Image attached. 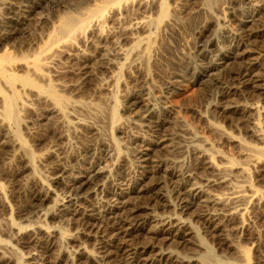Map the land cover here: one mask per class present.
<instances>
[{"label":"bare ground","instance_id":"bare-ground-1","mask_svg":"<svg viewBox=\"0 0 264 264\" xmlns=\"http://www.w3.org/2000/svg\"><path fill=\"white\" fill-rule=\"evenodd\" d=\"M11 1L12 0H9L8 2L0 4L2 6L4 5L3 7L0 6V8L2 7L0 9V172L1 174H3V178H6L9 183L13 184V182H15V184L13 185V189L17 190L13 193L11 192V197L14 200L16 198H19L21 206L19 207L18 211H15L12 206L8 205V203L6 202L7 199L4 200V195H7V193L5 192L7 186H5L2 181H0V222L4 223L2 229L3 231L0 232L5 234L8 230L15 235L16 241L19 244H17V246H20V248L22 247L23 249L25 248L26 250H37L38 255L43 253V255L46 254V256L44 255L45 257L43 258L41 263H39L40 261L35 262L36 258H39V256L34 254L33 252V254L30 253L27 256V260H25L26 262H24L23 257L18 254V252L22 250L23 255H25L23 249L18 252L15 251L17 253L11 254V252V255H7L9 254L8 252H10L9 250L12 248H10L6 253V250L8 249L7 246V249L5 250L6 240L0 236V264H251V260H254V264H264V258L261 255L262 250L264 249V243L261 245L256 244L257 247L255 248L256 250L254 257L250 253L251 249H249V245L247 247V245L243 244L244 242L247 243L248 241L253 242L254 240H258L256 238V235L253 234V230H250L251 221H249V218H251V214H256L255 218H259V220H261L262 218H264V211L259 213L256 210L259 207L256 202H252L251 206H248V204L251 203L253 199L254 201H256L257 198L262 197L264 195V191H260L259 189L250 187L249 191L252 192V194L248 195L244 189H236L242 185H233V182L230 179L232 173L238 172V174L240 173L241 176H248V169L246 170V167L244 166L238 167L236 164L238 162H234L232 159H227L224 161V158H222L223 161H219V159L215 158L214 154H209L207 152V146H205L206 149H198L194 145H191V147L194 146L193 150H190V152L193 151L192 157L195 158L196 161V172L197 174H201L203 176V178L199 177L201 178V182L198 181L199 183L196 182V184L194 183V181H192V177L194 175L191 176V173H181L179 169L182 168H174L170 164L168 159L164 158L161 153L163 149L156 142L157 145L147 144L145 146L146 149L144 153L140 151L141 153L139 154V157L141 164H144L143 166L147 165V169L144 167L146 171H143L144 173L142 174V177L137 181H133L132 183L124 182V185L113 183L116 182L117 174L119 175L122 173L121 177L122 175H126L128 177L129 175H131L130 173H132L135 169V167L133 169V166L131 164L132 162L126 161L128 159L127 157V159L125 158V160H122L121 163L116 162L115 164L114 162L115 165L110 170H108L109 172L112 171L111 174H113V176H111L113 177V179L103 173L96 172L95 170L90 171L87 176H81L82 178L80 179H76L75 177L76 180L74 179L75 181L72 182V186H70V188L67 187V189L64 190L67 193L66 197L64 196L65 199L67 198V200H61L59 198L60 196H56V192L54 191H56L55 188H64L63 181L68 178L67 174L71 173L69 172L70 169L68 168L67 164V162L69 161H64V159H68H63V157L58 156V154L56 153L58 156H56V162L54 161V159H51L54 163L50 168L51 179L46 181L43 178L38 177L37 174H35V171L37 170V164L35 165V168L32 167V165L35 164L34 160L36 161V154L33 153L31 149H29L30 147L28 148L26 140L22 136L23 134L21 131V125L23 126V128H25L24 124H26L22 117L24 111L25 113L29 114V107L27 108V95L31 94L32 96H42L44 98L43 104L46 105V107L50 108V111L57 110L60 114L58 115V120L55 118H48L46 122L44 121L45 123L50 121L51 125L53 126H51L50 130H47L46 133H38L39 136L36 137L37 140L44 143L45 145L48 144V142L51 143L54 139H56L57 136L61 135L59 132V129L61 127H59V123L62 122V125L65 119H67L68 121L70 111H77L81 105H79L78 100H74L73 97L69 95L67 96L62 93L73 88L75 83L68 84L63 80L64 73H66L67 71L64 70L63 66H59V62H61L59 60L66 56L71 58V62L72 60H74V62H76L77 64V68L75 65H73L75 66V69L71 70L70 68L71 71H69V73L71 74L69 75L71 79L76 78V76L80 77L81 79V77L88 72L87 69L90 65V57L103 54V42L108 32L107 25H110L111 22L117 23V19L115 20L114 17L118 18V16L123 15L124 11L127 12V9L129 7H134L135 11L141 10L142 12L151 11L157 13L155 14L157 15L155 16L156 18L153 17L154 19H152V17L150 16V19L152 20H139V22L133 25L136 27V25L138 26L140 24V33L137 31L139 35L136 33L138 36H135V38H133L132 40V37H130L131 34L128 35L130 37L129 42L131 41V45L127 53L136 51L137 49V52L134 53V60L131 57L132 54L129 55V58H131L132 60L131 62L142 60L145 65H148V69L150 71L152 65H157L156 62L158 58L161 56L163 57L164 52H168L169 55V52L173 50V43H176L179 46L182 44V40L186 38L187 42L193 44V47L192 45L190 46L193 48L194 54L189 51V49L187 50L183 48L181 51V61L183 62L180 61L181 55L179 57L180 62H176L181 71L185 73L188 71V68L185 67L184 60L189 58L191 60L194 57H199V53H197L198 51L200 52V54H208L211 52L213 53L214 51L221 48L216 45V40H218L217 38L220 37L221 33L220 35H217L216 33L218 30H215L216 33L212 35V26L215 25V28L216 25L219 26L224 15H226V17L228 16L230 19L234 17L235 12L233 11V9H235L237 2H239V4H242L247 0H234V2L231 1V5L233 3L232 6L234 8L232 6H227L224 8L220 5V9L219 7L218 9L224 10V15L221 16L222 18H220L219 15L217 16L218 12L215 13L216 15L211 14L218 4H216L215 2L216 6L212 10V3L215 0H186L185 2H183L182 0H90L91 3L93 2L92 4L90 3V5L88 4V1L84 2L87 3L86 6L84 4L85 7L82 6V4L79 5L80 7H82H79L80 10L83 9L82 11H79V13L73 10H67L61 13L59 15V18H57L58 20L56 22H53L50 28L47 29V33L44 32L45 30L42 27L40 29V31L42 32L39 33V37L37 39L38 41H21L22 44L19 45L21 49L20 52H18V49H16L17 45H15V40L22 34L20 30H24V19L22 21H17L15 20V18H9L10 11L13 9L14 4L13 1ZM260 1L262 3L259 1L257 2L261 3V5L255 7L251 11V15H247V18H250V20L246 19L248 22L246 24H251V33L249 32L247 35H245L247 39H249V42L252 40L251 49H247L248 51H246V46L244 45V43L240 42H237L230 46L228 45V47L224 49L227 54H225V56L221 57L220 59L224 66L230 67V75H228V78H225V76V80L224 78L214 79L211 82V86L209 88L207 87V91H209L208 93H210L212 88H214L219 91H216V93H220L219 99H217V102H215V104L211 107L213 118L210 121V124L208 123L209 126H212L217 135V138L220 136L222 139H225V141L227 140L230 143H236L238 147L241 148L240 150H243L242 152L246 155L247 159L250 158V160H252L254 164H257L258 170L256 173L257 175L255 177V182L264 183V66L262 68H259L258 65L254 62V60H257L259 57L264 59V53L261 54V52H264V0ZM197 3H201V6L197 5ZM67 8L68 7H66V9ZM131 10L132 11L130 12V14L133 12L132 8ZM133 17L134 16H132V19ZM146 17H144V19H146ZM137 18L141 17L138 16ZM114 27H112V29ZM15 29H18V31L16 30L15 32ZM187 36H189V39L191 36V40L187 39ZM242 37L243 36H241V38ZM118 38H120V36ZM127 38L126 40H128ZM126 43H128V41ZM112 44L113 42L111 43V45ZM83 46H86V49L80 50V47ZM188 46H186V48H188ZM25 47L27 49H25ZM257 54L260 56L257 57ZM171 56H173V54ZM114 57V55L113 58L111 57L112 60L114 59ZM129 58L127 57L125 59V62L120 64L116 62L117 65H115V67L118 69V71L113 76L114 88H118L120 82H122L120 72L124 69V67H126V60ZM171 59L173 60V57H171ZM119 60L120 62L121 60L123 61L122 58ZM142 62L139 64L142 65ZM91 63L94 62L92 61ZM107 65H109L108 69L112 67V63H108ZM148 69L145 67L146 71ZM176 69L178 68L176 67ZM219 78H221V76ZM85 80L86 81L84 83V89L89 90L95 79L94 77H88V80ZM169 81L168 84L170 83ZM109 92L110 99L108 98V100H111L112 105L109 104V106L107 104L109 108L106 107L108 109L107 111L105 109V111L110 118L112 129L116 134L120 133L123 127L122 125V127L119 125V122L121 123L122 121V116L120 117L121 111L119 112V104L122 105V103H120L119 95L116 93V91H114V89H110ZM102 94V91H99L97 94L101 99V101L98 102L99 104L103 101H107L106 97H104ZM133 94L135 95L134 92ZM207 96H209V94H207ZM98 97L97 99H99ZM123 100L125 101L126 105L128 103H138L137 97L129 94ZM89 101L92 102V100ZM249 101H253L251 105H249L251 103H249ZM81 102L82 101H80V103ZM104 102L102 103V105L104 104ZM83 103L81 104L83 105ZM151 109L156 110L158 108L156 107L155 109L153 107ZM57 111H55V113ZM45 112L41 113L44 114ZM145 113H147L146 109ZM171 113L172 112H170V114ZM166 115L154 112L151 116H154V118L156 119L155 125L153 124V126L158 130V132L161 131L160 133H162L165 136L166 141L169 142L168 140L171 138L169 137L170 135H167V133L171 130L166 127L167 117L169 116L167 115L166 117ZM55 116H57V114ZM209 116H207V120ZM140 119L141 118H139V120ZM68 122L69 123L67 124V128L70 126V123L71 125L74 124L76 126H79V128H83L82 131L86 126L84 125V123H81L80 121H73L72 119L70 120V118ZM175 123L177 124V122ZM89 125L90 124H88V126ZM173 125L174 124L172 123V126ZM228 125L231 126V129L232 126H242L243 128L245 127V133L256 134L258 143L254 142V144H252L250 143V141H245L243 139L244 135L243 138L240 136H236L233 131H228ZM76 126L75 128L73 126L71 127L76 130ZM90 126L88 127V131L93 128H90ZM173 127L176 128L175 125ZM148 128L149 130L153 129H150V127ZM61 130L62 129H60V131ZM82 133L86 134L85 131ZM110 133L112 134V132ZM94 134L92 135L93 137ZM155 134L156 132L154 133V135ZM183 134L185 135V133ZM184 135L183 137H186ZM174 136H176V134H174ZM64 137L65 136H63V138ZM95 138L96 137H94L93 139L95 140ZM160 138L162 139V137ZM179 139H182L181 136ZM179 139L178 141H180ZM197 139L199 138L197 137ZM83 141L84 144L87 142H85V139ZM181 141H183V139ZM186 141H184V143ZM190 141L199 144L197 143L199 140L196 141L195 139H193ZM102 142L103 143H100L98 146L93 143L95 147L93 144H90V142L86 143L80 151H77L79 152L77 154L78 159L79 156L82 157L88 155L93 157V160L100 159L98 154L106 150L107 146L111 143L109 142V144H107L108 142ZM140 142L143 143L142 141ZM174 142L172 144H174ZM132 143L134 144V142ZM187 145L189 146L190 142ZM53 147L48 149V154L57 150ZM119 147L117 148V153L115 154H119V156H122L120 155L122 151H120L121 148L119 149ZM15 150H17L18 152L13 155L12 151ZM60 150H62L61 147ZM187 151L189 152V150ZM59 152L61 153V151ZM10 153L12 154L11 157ZM15 159L17 160V164H19L17 165V170H14ZM136 163L139 164V162ZM124 168L126 171L124 170ZM96 169L98 170V168ZM184 170L185 168L183 169V171ZM27 171H30L32 173V176H34L32 178L34 182L32 186L23 184V179L25 176L24 174H26ZM29 174L30 173H28V175ZM238 174H236V176H238ZM107 175L109 174L107 173ZM160 175H166L167 178L169 177L170 180L173 181L177 186L175 192L176 197L173 201L175 202L176 199V206L178 207L177 209L181 213V215H177H179L180 218H178L177 215H175L177 218H173L174 216L169 217V214H167L168 217L157 218V211L153 210V206L156 207L155 204H167V202L165 203V201L167 200V198L165 197V185L162 186L159 182ZM163 176L161 177V179H163ZM194 178L193 180L196 181L197 177ZM236 179L239 181L238 177ZM245 179L247 178L245 177ZM224 185L228 190H219V188ZM90 187H93L91 188L93 189V192H91V194L89 193L91 196L83 198L81 195H85V191ZM206 188H208V190L210 191L212 189V193L205 192L204 190ZM92 193L95 196L98 194H103L104 202L102 201V203H104V210L99 213L100 215L91 213L90 209L88 212V208L93 207L94 201L96 200V198L94 200L93 197L95 196H93ZM172 197H174V195ZM150 205L152 206L150 207ZM44 207L48 208V210L44 211ZM168 207L169 205H167V209ZM170 209L172 208L170 207ZM176 210L174 212L177 213ZM40 211H43V213H39L40 217L37 218L41 219V223H39L41 224V227H38L39 225L37 227H33L34 223H32V225L27 224L28 222L24 224L25 221L22 220L24 217ZM153 211L154 214L156 213L155 215L153 214ZM183 216H190L191 221L189 220V218H187L188 221L194 223V225L199 224L201 226L199 227L202 228L201 231L204 232L203 235L208 236L210 240H212V242L216 244L217 251L219 253L221 252L220 255L216 253V251H213L214 249L212 250L208 245L203 244L202 241L205 242V240H202L201 237L196 234V228H193V224H189V222L186 223L187 220L184 221L186 217L182 220ZM67 219L70 221L69 227H71V229H66L60 226L58 230L52 229L53 224H60ZM37 221H35V223ZM226 226H231V236L226 233ZM72 230H74L75 232ZM104 234H112L113 238L110 237L111 240L109 239L110 241L106 242V240H104L105 238L102 239L103 236L105 237ZM234 235H236L237 238H240L238 239L237 243L235 241L236 239L232 237ZM203 237L204 236H202V238ZM64 242L68 243L73 249L71 251H66L64 247L61 248ZM83 243L95 244V246L92 245L94 246L93 251L88 249L90 250V252H85L84 248L86 249V247L88 246L83 248ZM11 244L9 245L11 246ZM1 247L4 248H2L4 251L1 249ZM14 247H16V245ZM27 252L30 251L27 250ZM222 252H224L225 254ZM234 252H237L239 256V258H236L237 261H231L229 259V255L232 253L234 254Z\"/></svg>","mask_w":264,"mask_h":264},{"label":"rangeland","instance_id":"rangeland-1","mask_svg":"<svg viewBox=\"0 0 264 264\" xmlns=\"http://www.w3.org/2000/svg\"><path fill=\"white\" fill-rule=\"evenodd\" d=\"M8 1L9 0H0V4H3V3L8 2ZM12 1H13L14 4H13V9L10 11L9 18L10 17H12V19L15 18V20H17V21H22L24 19V23H23L24 30H20V32L22 34L20 36H18V38L15 40V45H17L16 49H18L17 51L20 52L21 49H20L19 45L22 44L21 41L31 40V41L35 42L38 39V37H39V33L42 32V31H40V29L42 27L45 30L44 32L47 33L48 32L47 29L50 28V26L53 24V22H56L58 20L57 18H59V15L61 13H63L64 11H67V10L68 11L69 10H73V11H75V12L77 11L79 13V11L83 10V9L80 10V8H82V7H80L79 5L82 4V6H84V4H85V6H86L87 3H84L86 1H88V4L90 5L92 0L91 1L90 0H84V1H82V0H12ZM177 1H181V0H177ZM182 1L185 2L186 0H182ZM231 1L234 2V0H219V2H218V0H215L212 3V7H213L212 10L215 8L216 4L218 3L217 7L215 8V10H217V11L213 10V13H211V14L216 15L215 13L218 12L219 14L217 13V16L219 15L220 18H222L221 16L224 15V12H223L224 10L222 8H221L222 10H219L220 9V5H221V7H224V8L227 7V6H232L233 3L231 5ZM257 1L261 2L260 0H249V1L247 0L246 2H244L242 4H239V2H237V5L238 4L239 5L238 6L236 5L235 9H233V11L235 12L234 13V17H232L230 19L228 16L226 17V15H224L223 19H221L222 22L220 23L219 26L216 25V28H215V25L212 26V28H211L212 35L214 33H216L215 30H218L217 33H216L217 35H220V33H221L220 37L217 38L218 40H216V45L218 47H221V48H219L218 50L214 51L213 53L211 52V53H208V54H200V52L198 51L197 53H199V57H194L191 60H190V58L184 60V62H185L184 65H185V67L188 68V71L185 72V73L181 71V69L177 66L176 62L179 63L181 61V58H182L181 51H182L183 48H185L187 50L189 49V51H191L194 54L193 48H192L193 44H191L190 42H187L186 38L182 40V44L179 45L180 47L176 43H173V50L170 51L171 54L169 52V55H168V52H164L163 53V57L161 56L162 58L161 57H159L160 59L158 58V60L156 62L157 65H152L150 71L148 69V65H145V63L142 62V60H140V61L136 60L134 62H131L132 60H131V58H129L130 57L129 55L132 54L131 57L133 59L134 55H135L134 53L137 52V49H136V51L127 53V51L130 48V45H131V41L129 42V40H130V37H132L131 40L133 38H135V36L137 37L139 35L138 32L140 31V27H139L140 24L138 26L136 25V27L133 26V25H135V23L139 22V20L140 21H143V20L145 21V20H149L150 16L152 17V19L156 18L155 16H157V15H155L157 13H154V12H151V11H146V12L145 11L142 12L141 10H138V11L136 10L135 11L134 7H129L127 9V12H129V13L124 11L125 15L123 14L121 16H118V18L114 17L115 20L117 19L116 20L117 23L111 22L110 25L109 24L107 25L108 32H107V35H106L105 40L103 42V44H104L103 50L104 51L106 50V51L105 52L103 51V54H101V55H96L97 57L96 56L90 57V59H89L90 65L88 66L89 70L87 69L88 72L84 74L85 76L83 75L81 77V79H83V80H81L80 77H77V76H76V78H72L71 79V77L69 75V74H71V73H69V71H71L72 69H75V66L77 65L76 62H74V60H72V62H71V58H69L68 56L60 59L59 61H61V62H59L60 63L59 66H63L64 70L67 71L66 73H64L63 80L66 83H68V84H70V83L74 84L75 83L73 88L68 90L69 92L65 91V92H62V93H64L67 96L69 95V96L73 97L74 100H78L79 105H81L78 108L77 111H72V110L70 111V109H69L70 114H69V117H68V121H69V118H70V120L72 119L73 121H80L81 123H84V125H86V126H85L83 131H82L83 128H81V127L79 128V126H76L74 124L71 125V123L69 124L70 126L67 128V126H68L67 124L69 122L67 121V119H65V121H63L62 125H61L62 122L59 123L60 124L59 127L61 126L60 129L63 130V131L62 130L60 131V129L58 128L61 135L57 136L56 139H54L55 141L53 140L51 143L48 142V144H45V145H48V146H45L44 143L39 142V140H37L36 137L39 136L38 133H46L47 130H50L51 126H53V125H51L50 121L45 123L48 118H55V119L58 120V117H59L58 115H60V114L58 113L57 110L50 111L49 110L50 108L46 107V105L43 104V102H44L43 99L44 98L42 96H39V95H37V96L33 95L32 96L31 94L27 95V108L29 107L28 108L29 109V114L25 113V111H24V114H23L22 117H23L24 121L26 122V124H24L25 128H23V126L21 125V129H22L21 131H22V134H23L22 136L26 140L28 148L30 147L29 149H31V151H33V153L36 154L35 155L36 156L35 157L36 161L34 160L35 164L32 165V167L35 168V165L37 164L36 165V169L37 170L35 169L36 170L35 174H37L38 177H41V178H43L44 180L47 181V180L51 179V170H50V168L54 164L51 159H54V161H55L58 156L63 157V159L67 158L68 160L64 159V161H66V162L69 161V162H67V164H68V168L70 169L69 172H71L72 174L71 173L67 174L68 178H66L63 181L64 188L63 187L55 188L56 191H54V192H56V196H60L59 198L61 200H64L66 195H67V193L64 190L67 189V187L70 188V186H72V184H73L72 182H74L76 179L82 178L81 176H83V177L87 176V174H89V172L93 171V170H95L96 172H99V173H103L106 176H109V177H111L113 179V177H112L113 174H111L112 171L109 172L108 170H110L116 164V162L117 163H121L122 160H125V158L127 159V157H128V159L126 161L132 162L131 164L133 166V169H134V167H135V169L133 170L132 173H130L131 175H129L128 177L126 175H122V177H121L122 173L119 174L120 176L117 174L116 175V182H113V183H115V184L119 183L121 185H124L125 183H132L133 181H137L138 179H140L142 177V174L147 169V165L143 166L144 164L143 165L141 164L139 154L141 152L142 153L145 152V149H146L145 146L147 144H153V145L156 144L157 145V143H158V145L163 149L161 151L162 155L164 156V158L168 159V161L170 162V164L174 168H176V167H177V169H179V167L182 168V169H179L181 173H188V174L191 173L192 174L191 176L194 175L192 177V181H194V183H196V182L199 183L198 181L201 182V178H203V176L201 174H197V172H196L197 170L195 169V162L196 161H195V158L192 157L193 156V154H192L193 151L190 152V150H193L194 146L196 148H198V149H206L205 146H207V150H208L207 152L209 154L210 153L214 154L215 158L219 159V161H223L222 158H224V161L227 160V159L228 160L232 159L234 162L235 161L238 162V163H236L238 167L239 166L240 167L244 166V167H246V170L248 169V172H247L248 176H245V175L241 176L240 173L238 174V172H234L230 176V179L232 180L233 185L235 184L234 186H240V185L243 186V187L240 186L239 188H236V189H238V190H240V188L244 189L248 195L252 194V192L249 191L250 187L254 188V189H259L260 191H264V183L255 182V177L257 175L256 173H257V170H258L257 169V164H254V162L252 160H250V158L247 159L246 155L242 152L243 150H240L241 148L238 147V145L236 143H234V142L230 143L227 140L225 141V139H222L220 136H219L220 138L219 137L217 138V135H216L215 131L213 130L212 126L211 125H210L211 127L209 126L210 121L213 118L212 117V113H211V107L215 104V102H217V99H219L220 93L219 94L216 93L217 90L214 89V88H212L210 93H208L209 91H207L208 88L211 86V82L214 79H217V78L218 79H223L225 76H226L225 78H228V75H230V72H231L230 71V67L224 66L222 64L221 59H220L221 57L225 56V54H227L224 51V49L226 47H228V45L230 46L232 44L240 42V43H244V45L246 46V51L251 49L252 40L250 38L251 41L249 42L248 41L249 39H247V37L245 36L249 32L251 33V24L248 25L246 23H248L247 20H250V18H247V15L248 16L251 15V11L255 7L260 6L261 3H262V2L259 3ZM215 2H216V4H215ZM223 2H224V4L226 6L223 4ZM197 5L201 6V3H197ZM0 6H2V5H0ZM65 6L68 7V8L66 9ZM32 7H34V8H32ZM218 7H219V9H218ZM131 8L133 9V12L130 14V12L132 11ZM220 11H221V13H220ZM236 11H238V12H236ZM145 14H147V15H145ZM111 15H112V13H111ZM132 16H134L133 19H132ZM138 16L141 17V18H137ZM148 16H149V18H148ZM144 17H146V19H144ZM224 17H226L228 19H226ZM152 19H150V20H152ZM223 20H225V21H223ZM227 20H229V21H227ZM118 21H119V23H118ZM120 21H121V23L122 22L123 23L121 24ZM111 26L112 27L115 26L116 28L114 27L112 29ZM137 28H138V30H137ZM18 29H19V27H18ZM18 29H15V32H16V30L18 31ZM110 29H112V30H110ZM116 29H118V30H116ZM243 29H245L246 31L243 30ZM248 29H249V31H248ZM213 30H214V32H213ZM116 31H118V32H116ZM241 33H243V34H241ZM129 34H131L130 37L128 36ZM125 35H126V38L128 37L127 38L128 40H126ZM240 35L243 36V37L241 38ZM119 36H120V38H118ZM221 38H222V40H221ZM187 39H189V36H187ZM189 40H191V36H190ZM125 41L126 42L128 41V43H126ZM112 42H113L114 46H113V44L111 45ZM218 42H220V43H218ZM182 45L185 46V47H183ZM190 45H192V47ZM186 46H188V48H186ZM105 47H107V48H105ZM25 49H27V48L25 47ZM85 49H86V46L85 47L84 46L80 47V50H85ZM121 50H123V51H121ZM177 51H179V52H177ZM218 52H219V55H218ZM216 53H217V55H216ZM263 53L264 52H261V54H263ZM172 54H173V56H171ZM113 55L115 57L116 56L117 57L116 58L114 57V59L112 60ZM180 55H181V57H180ZM211 55H212V57H211ZM259 56L260 55L257 54V57H259ZM127 57L129 58V59L126 60L127 65L120 72L121 73L120 76H121V81L122 82H120V85H119L118 88H114L113 76L118 71V69L115 67V65H117L116 62H118V64L123 63V62H125V59ZM171 57H173V60L171 59ZM176 57H177V59H176ZM179 57H180V61H179ZM121 58L123 59V61L121 60V62H120L119 59H121ZM101 60H104V61H101ZM203 60H204V63H203ZM92 61L94 63H91ZM141 62H142V65L139 64ZM181 62H183V61H181ZM254 62L258 65L259 68L260 67L262 68L264 66V59L263 58L259 57L257 60L255 59ZM108 63H112V67L110 69H108V66H109V65H107ZM196 64H197V66H196ZM259 64H260V66H259ZM73 65H75V66H73ZM129 65H131V66H129ZM206 65H207V67H206ZM222 66H223V68H222ZM104 67H105V69H104ZM145 67L148 69L147 71L145 70ZM161 67H162V69H161ZM176 67L178 69H176ZM70 68H71V70H70ZM76 68H77V66H76ZM100 68H102L104 71L102 69H100ZM191 69H193V70H191ZM217 69H220V70H217ZM108 71H109V73H108ZM226 72H228V73H226ZM185 74H186V76H185ZM219 75L221 76V78H219L220 77ZM88 77L89 78L90 77H94L95 81L92 84L91 88L89 90H86V89H84V83L86 81L85 79L88 80ZM225 78H224V80H225ZM170 79L172 80V82H171ZM77 80H79V81H77ZM168 81L170 82L169 84H168ZM110 89H114V91H116V93L119 95L120 103H122V105L119 104V112L121 111L120 117L122 116V118H121L122 121H121V123L119 122V125L123 126V127L121 126L122 127V129H121L122 133L120 132V133H116L115 134V132L113 131L112 126H111L110 118L108 117V114L106 112L107 109L109 108L108 105L109 104L112 105L111 100H108V98L110 99V92H109ZM99 91H102V93H103L102 95L104 97H106V100H107V101L105 100L106 102L103 101L104 102L103 105H102L103 102H101L100 104L98 103V102L101 101V99L97 95ZM133 92L135 93V95L133 94ZM217 92H219V91H217ZM94 93H95V95H94ZM127 93L129 95H133L134 97H137L138 103H136V104H134V103L133 104H131V103L129 104L128 103L126 105V103H125V101L123 99H125L128 96ZM207 94H209V96H207ZM95 96H97L99 99H97V97H95ZM221 97H222V95H221ZM40 99H41V102H40ZM93 99H95V100H93ZM89 100H92V102H90ZM80 101H82L81 103L84 102L83 105H85V103H86V105L83 106L80 103ZM252 102L253 101H249V103H250L249 105H251ZM105 103H106V105H105ZM123 103H124V105H123ZM146 105H147V107H146ZM152 105H153V107L155 109H156V107L158 109H156V110L153 109L152 110L151 109V108H153ZM106 107H108V108H106ZM144 107H145L147 113H145ZM147 108H150V109H147ZM105 109H106V111H105ZM139 109H140V111H139ZM143 109H144V112H143ZM164 109L167 110V111H165ZM149 110H151L152 112L149 111ZM55 111H57V112L55 113ZM41 112H45V113L43 114ZM140 112H141V114H140ZM154 112H157L159 114L161 113L162 115H166V114L169 115L168 117L166 115V117H167L166 127H168L171 130V131L168 130L169 132L167 131L169 133V134L167 133V135H170L169 137L171 138V139L168 140L169 142H167L165 136L162 133H160L161 131L158 132V130L153 126V124L155 125V120L156 119L154 118V116L152 117L151 115ZM162 112H164V113H162ZM170 112H172V113L170 114ZM56 114H57V116H55ZM206 115L207 116L210 115L208 117L209 121L207 120V116ZM106 116L108 117L109 120L107 119ZM139 118H141V119L139 120ZM152 118H153V121H152ZM27 119H28V121H27ZM149 119H151V120H149ZM141 120H144V121H141ZM174 121L177 122V124ZM142 122H144V123H142ZM172 123L176 126V128L173 127L174 125L172 126ZM88 124L91 125V126L89 125L90 128L91 127H93V128L95 127L94 130L92 128V129H90L88 131V127H89ZM151 124H152V127H151ZM71 126H73L74 128L76 126V130L73 129ZM148 127H150V129L153 128V129H151L152 131L149 130ZM227 127L229 129V130L228 129L227 130L228 131H230V130L233 131V133L236 136H240V137L243 138V135H244L243 139L245 141H248V142L250 141V143H252V144H254V142L258 143V140L256 139L257 138L256 134L245 133L246 132L245 127L243 128L242 126L241 127L238 126L239 127L238 128L236 126H232L233 130L230 128L231 126L228 125ZM236 128H238V129H236ZM86 130H87V132H86ZM95 130H97L98 132L95 131ZM155 130H157V131H155ZM84 131L87 134V136H86V134L82 133ZM91 131H92V133H91ZM93 131L97 135H95L93 133ZM186 131H188V132H186ZM62 132H63V134H62ZM110 132H112V134ZM150 132H152V133H150ZM155 132H156V134L154 135ZM183 133H185V135ZM93 134H94V137H96L95 140L93 139L94 138L92 136ZM174 134H176V136H174ZM189 134H191V135H189ZM183 135L186 136V137H183ZM187 135H189V136H187ZM253 135H254L255 138L253 137ZM63 136H65V137L63 138ZM180 136L183 139V141H181L182 139H179ZM88 137H91L94 142L92 141L91 138H88ZM160 137H162L163 141H162V139ZM197 137L199 139H197ZM173 138H175V139H173ZM190 138H192V139H190ZM84 139H85V142L89 139L86 143H89V142H90V144L95 143L97 146L100 143H103L102 141L108 142L107 144H109V142H111V143L107 146L106 150H104L103 152L98 154V156L100 158L98 160H93L94 158L89 156V155L88 156H82L83 158L79 156V159H78L77 154L79 152H77V151H80L81 148L86 144V143L84 144V141H83ZM178 139L180 141H178ZM188 139H189V142H190L189 146L187 145L189 143ZM193 139H195L196 141L199 140L197 142L199 144H196V142L193 143V142L190 141V140H193ZM134 140H136V141H134ZM171 140L173 142L174 141H177V142H174V144H172L173 142ZM140 141H142L143 143H141ZM184 141H186L185 143H187V144H185ZM132 142H134V144ZM144 142H146V143H144ZM159 142H161L163 144H161ZM165 142H166V144H165ZM179 142H181V143H179ZM80 143H81V145H80ZM115 143H116V147H115ZM191 143H193V144H191ZM49 144H51V145H49ZM111 144H113V145H111ZM183 144H184V146L185 145H187V146H185V148H184ZM191 145H194V146L191 147ZM113 146H114V148H113ZM119 146H121V147H119ZM164 146L165 147L167 146V147L165 148ZM51 147H53L54 149L56 148L57 150L55 152H52V153L48 154V149H50ZM60 147H61L62 150H60ZM94 147H95V145H94ZM118 147H119V149L121 148L120 151H122V152L120 153V155H122V156H119V154H115V153H117V148ZM173 147H175V148H173ZM179 147L180 148L183 147V148H181L182 150ZM167 148H168V150H167ZM187 150H189L190 153ZM59 151H61V153ZM12 152H13L12 154L15 155V153L18 152V151L15 150V151H12ZM56 153L58 154V156H57ZM12 154L10 153V157L12 156ZM220 155L221 156L223 155L224 157L223 156L221 157ZM70 157L72 158V160H71ZM225 157H226V159H225ZM48 158H49V160H48ZM135 161L139 162V164L136 163ZM114 162H115V164H114ZM14 164H15L14 170H17V168H18L17 165H19V164H17V160L16 159L14 161ZM96 168H98V170ZM184 168H185V170L183 171ZM106 170H107V172H106ZM124 170H125V168H124ZM28 173H30V174L28 175ZM107 173L109 175H107ZM235 173L238 174V176H236ZM0 174H1V172H0ZM1 175H0V181H2L5 184V186H7L6 187L7 189L5 190L7 195L6 196L4 195V200L7 199L6 202L8 203V205L12 206V208L15 211H18L19 207L21 206L20 202H19V198H16L14 200L11 197L12 193L17 190V189H13L14 188L13 185L15 184V182H13V184L9 183L6 178L5 179L3 178V174H1ZM24 175L25 176H24V179H23V184L24 185L27 184V186H32V184L34 183L33 180H32V178L34 177V176H32V173L30 171H27L26 174H24ZM117 176H118V179H117ZM162 176L163 175H160V180L161 181L159 180V182H160V184L162 186L165 185L164 186L165 195H166L165 197L167 198L165 203L167 202V204H163V203H162V205L161 204L160 205L159 204H155L156 207L153 206V208H154L153 210L157 211V212L155 211L157 213V214L155 213L157 218L168 217L167 214H169V217H173L174 216L173 218H177L175 215H177V214L181 215L180 211L177 209L178 207L176 206V199H175V202L173 201L174 198L176 197L175 196V194H176L175 192H176V187L177 186H176V184L173 181L170 180L169 177L167 178V176L164 175L163 179H161ZM244 176L247 179H245ZM75 177H76V179H75ZM194 177H197L198 179L196 178V181H195V180H193ZM199 177H201V178H199ZM237 177H238L239 181L236 179ZM129 178H130V181H129ZM117 180H118V182H117ZM246 180H248V181H246ZM91 188H93V187H90L88 189L89 191L88 190L85 191V195H87V196H85L84 194H82L81 196L83 198L91 196L90 194H91V192H93V189H91ZM221 189L224 190V191L228 190L225 185L222 186L221 188H219V190H221ZM204 191L207 192V193H212L213 190L211 189V191H210V190H208V188H206ZM173 195H174V197H172ZM93 196H95V195L93 194ZM168 196H169V198H168ZM93 198H94V200L96 198V200L94 201L93 207L88 208V212H89V209H90L91 213L96 214V215H100L99 213H101L104 210V203H102V201L104 202L103 194L102 195L98 194V195H96ZM171 199H172V201H171ZM65 200H67V198ZM97 200H98V202H97ZM172 202H174V203H172ZM252 202H256L258 204L259 207L256 210L259 213L264 211V195L262 197H260V198H257L256 201H254V199H253L251 201V203L248 204V206H251ZM101 203H102L103 206L101 205ZM118 205H116V206H118ZM153 205H154V203H153ZM158 205H159V207H158ZM163 205H165V206H163ZM167 205H169L168 209H167ZM171 205H173L176 208H174ZM50 206H51V204H50ZM151 206L152 205H150V207ZM170 207L172 209H170ZM95 208H97V209H95ZM43 210L46 211V210H48V208L44 207ZM175 210L177 211V213L174 212ZM158 211H159V213H158ZM160 211H161V214H160ZM41 212L43 213V211H40V212H37L38 214L37 213H35V214L32 213V214L24 217L22 219V220L25 221L24 224H26V222H28L27 224H31V225H32V223H34L33 227L34 226L37 227L38 225H39L38 227H41V224H39V223H41L40 222L41 219L37 218V217H40L39 213H41ZM153 214H154V211H153ZM163 214L167 215V216H164ZM36 215H38V216H36ZM179 215H177L178 218H180ZM255 215L256 214H253V215L251 214V216H250L251 218H249V221H251L250 222L251 223L250 230H253L252 232H253V234L256 235V238L258 240L257 241L254 240L253 241L254 244H253V242H249V241L247 243H245V242L243 243V244L247 245V247L249 245V249H251L250 253H251V255L253 257L255 255V250H256L255 248L257 247L256 244H260L261 245V244L264 243V218L259 220V218H255ZM187 216H183V218L181 217L182 220L186 217L184 219V221L187 220L186 223L189 222V224H193L194 225V223L190 222L191 221L190 216L189 217H187ZM36 218L38 219V221H37ZM187 218H189L190 221H188ZM17 221H18V219H17ZM35 221H37V222L35 223ZM64 221L60 223L61 225L59 223L58 224H53L52 229H55V230L57 229L58 230L59 226L63 227V228H66V229H68V228L71 229V227H69L70 226V221L68 219L64 220ZM3 226H4V223L0 222V231H3L2 230ZM199 226H200L199 224L198 225H194L193 228H196L195 229L196 234L199 237H201L202 240H205L206 243L204 241H202L203 244L208 245L209 247H211L212 250L214 249L213 251H216V253H218L220 255L221 252L219 253L217 251L216 244L214 242H212V240H210V238L208 236L203 235L204 232L201 231L202 228H200L201 226L200 227ZM227 228H226V233L228 235L232 234L231 226L227 227ZM72 231H74V230H72ZM197 231H198V233H197ZM6 232L7 233H5V232L4 233L7 234V235H5V234L0 232V234H3V235H0V236L3 239L6 240L5 241V245H6L5 250L7 249V246H8V249L6 250V253H7V251L10 248H12V249L9 250L10 252H8L9 254H7V255H11L13 253H17L18 251L23 249L22 247L20 248V246H17L18 242L16 241L15 235L12 234L11 232H9L8 230ZM104 235H105V237L103 236L102 239L105 238L104 240H106V242H109L111 240L110 237L113 238L112 234H110V235L104 234ZM202 236H204L203 237L204 239L202 238ZM232 237L234 239H236L235 240L236 243L238 242V239H240V238H237L236 235H234ZM113 242H115V241H113ZM239 243H241V242H239ZM9 244H11V246ZM14 244L16 245V247H14L15 246ZM87 244L88 243H83V245H82L83 248L86 247V246L89 247V248L86 247V249L84 248L85 252H87V251L90 252V250L93 251V247L95 246V244H88V245ZM92 245H94V246H92ZM62 247H64V249L66 251L67 250L71 251L73 249V248H71V246L68 243H65V242L62 244L61 248ZM91 247H92V249H91ZM2 248L3 247H1V249ZM88 249H90V250H88ZM12 250H14V251H12ZM27 250L30 251V252H27ZM27 250L25 248L23 249V252H24V254L26 256L23 255L22 250L20 252H18V254L23 257L24 262H26L25 260H27V256L30 253L31 254L34 253V254L38 255L37 254L38 253L37 250H35L36 252L34 250L31 251L32 249H27ZM15 251H17V252H15ZM222 253H224V252H222ZM232 254L229 255V257H230L229 259L231 261H237L236 258H239L237 252H234L233 255ZM44 255L46 256V254H44ZM44 255H43V253L38 255L39 258H36L35 262H39L40 261L39 263H41V261L45 257ZM261 255L264 258V249L262 250ZM251 264H254V260H251Z\"/></svg>","mask_w":264,"mask_h":264}]
</instances>
